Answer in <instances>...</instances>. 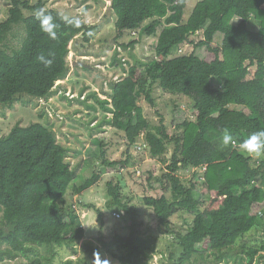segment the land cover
I'll use <instances>...</instances> for the list:
<instances>
[{"label": "trees", "instance_id": "16d2710c", "mask_svg": "<svg viewBox=\"0 0 264 264\" xmlns=\"http://www.w3.org/2000/svg\"><path fill=\"white\" fill-rule=\"evenodd\" d=\"M9 1L7 17L0 22V105L4 107L27 95L47 100L56 82L67 76L70 43L79 35L90 43L96 28L75 15L67 16L78 18L79 27L65 22L64 14L47 7L48 0ZM187 2L111 0L116 37L128 30L156 36V57L145 63L135 58L138 64L113 84L110 102L92 94L112 114L110 123L124 131L127 149L121 158L110 160L106 143L101 142V166L77 191L96 185L108 169L128 166L133 148L148 150L165 167L163 180L171 196L147 194L141 199L179 248L170 253L169 260L172 264H219L233 257L234 247L248 233L256 228L264 231V155L253 159L239 148L249 135L264 130V0H199L185 17ZM40 9L53 17L55 39L42 31L35 17ZM235 18L241 19L237 25L232 23ZM17 27L25 36L19 47H11L8 37ZM200 32L201 40H190ZM189 42L195 43L191 53L175 52ZM137 43L132 41L130 46ZM42 55L52 61L50 67L40 61ZM155 84L191 101L192 115L183 105L174 107V126L180 131L176 134H169L164 119L155 126L144 115L142 101L156 104ZM225 132L232 135L235 146H223ZM56 137L42 122L16 124L0 136V246L6 245L0 248V261L17 259L30 246L54 249L84 238V229L77 225L78 213L64 206L77 174L67 160L70 148ZM189 169L196 177L202 171L198 177L209 196L204 210L194 194L197 182L187 184L179 174ZM107 193L129 216V227L126 234L111 239L101 236L100 243L106 251H120L121 264H151L157 238L143 231L138 210L122 202L119 183L107 182ZM185 210H197L193 224L177 228L172 218ZM99 220H103L101 212ZM260 250L243 246L241 253L253 264ZM244 259L237 255L234 261L242 264ZM49 263L35 256L27 264Z\"/></svg>", "mask_w": 264, "mask_h": 264}, {"label": "rangeland", "instance_id": "374dc122", "mask_svg": "<svg viewBox=\"0 0 264 264\" xmlns=\"http://www.w3.org/2000/svg\"><path fill=\"white\" fill-rule=\"evenodd\" d=\"M198 1L188 0L185 17L190 16ZM10 4L9 0H0V22L7 17ZM47 7L64 15L78 16L87 24L96 26L93 39L86 43L83 36L79 35L70 43L67 76L56 82L54 93L47 100L33 99L27 95L18 97L12 106L0 105V136L7 135L16 124L27 126L42 122L55 131L59 143L70 148L67 160L75 169L77 179L65 197L64 206L70 212L78 213L77 225L84 229L85 235L82 240L64 243L54 249L46 245L30 246L25 255L14 260L0 261V264H27L35 256L42 257L49 264H121V252L115 248L106 251L99 241L101 236L111 239L116 234H126L129 227V216L114 204L107 193V182L110 180L119 183L122 202L138 210L143 231L157 238V252L151 264H172L169 260L170 253L177 252L179 248L173 243L171 235L159 227L154 211L146 207L141 199L147 194L156 197L162 194L171 196L169 189H166L167 182L163 180L165 167L158 157H153L148 150L133 148L128 166H117L111 171L108 169L96 185L77 191V187L101 166V142L106 143L104 150L110 160L121 158L127 149L124 131L110 123L112 114L103 109L92 94L96 92L100 99L110 102L113 84L126 77L132 65L138 64L136 59L145 63L156 57L154 48L157 38L147 34L139 36V31L135 33L129 30L117 38V17L111 8V0H48ZM240 21L241 19L235 18L232 23L237 25ZM157 29L160 31L162 26L158 25ZM255 29H259V26L256 25ZM202 34L200 32V35H195L190 40L197 43ZM24 36V30L17 27L9 35L7 43L11 47H19ZM216 40L221 42L222 38L217 37ZM132 41L138 43L131 47ZM195 43L189 42L175 52L191 53ZM75 62H82L84 65H74ZM213 83L216 84L217 81L213 80ZM153 97L155 106L147 101L141 102L145 117L155 126L164 119L169 134L180 132L174 126V107L183 105L188 114L192 115L191 101L185 96L164 91L158 84L153 85ZM108 106L112 107V104ZM240 151L250 156L243 150ZM171 152L172 147L167 152V157H170ZM252 157L259 159L263 155ZM198 172L202 173L200 170ZM179 174L187 184L191 180L197 182L194 194L202 202L200 210H204L208 206L209 196L202 178L194 176L193 169L180 171ZM154 178H159L160 181L157 182ZM99 212L102 213V221L99 220ZM196 213L197 210L179 211L173 216L172 222L177 228L190 227ZM207 245L205 243L203 247L206 248ZM243 246L260 248L253 264H264V231L261 228L248 233L233 249L239 252H233V257L244 256L242 264H248L246 255L241 253ZM5 247V244L0 246L1 249ZM87 247L95 248L96 252H90ZM233 257L228 262L222 261L219 264H241L235 262Z\"/></svg>", "mask_w": 264, "mask_h": 264}, {"label": "clouds", "instance_id": "9594fccd", "mask_svg": "<svg viewBox=\"0 0 264 264\" xmlns=\"http://www.w3.org/2000/svg\"><path fill=\"white\" fill-rule=\"evenodd\" d=\"M36 19L40 21V27L43 32L47 33V35L55 39L57 36L56 28L57 25L54 22L53 17L48 14L44 9H40L35 13ZM62 19L65 22L73 24L77 27L80 25V20L78 18H71L67 15H63ZM40 61L43 62L45 67H50L52 61L50 59H46L43 55L39 57ZM223 146L227 147L229 145L235 146L236 142L233 140V137L230 133L225 132L222 137ZM239 148L249 154L250 156L254 155L256 157H260L264 155V130H260L252 133L248 136L247 139L243 140L239 144Z\"/></svg>", "mask_w": 264, "mask_h": 264}, {"label": "water", "instance_id": "95a60500", "mask_svg": "<svg viewBox=\"0 0 264 264\" xmlns=\"http://www.w3.org/2000/svg\"><path fill=\"white\" fill-rule=\"evenodd\" d=\"M84 65L82 62H75L74 65Z\"/></svg>", "mask_w": 264, "mask_h": 264}]
</instances>
